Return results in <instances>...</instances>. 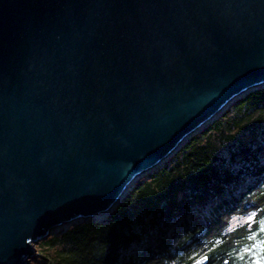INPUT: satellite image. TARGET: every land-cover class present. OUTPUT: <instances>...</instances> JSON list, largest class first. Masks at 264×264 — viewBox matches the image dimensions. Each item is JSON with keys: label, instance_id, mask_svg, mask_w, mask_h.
<instances>
[{"label": "water", "instance_id": "1", "mask_svg": "<svg viewBox=\"0 0 264 264\" xmlns=\"http://www.w3.org/2000/svg\"><path fill=\"white\" fill-rule=\"evenodd\" d=\"M262 88L264 0H0V264L110 215Z\"/></svg>", "mask_w": 264, "mask_h": 264}, {"label": "trees", "instance_id": "2", "mask_svg": "<svg viewBox=\"0 0 264 264\" xmlns=\"http://www.w3.org/2000/svg\"><path fill=\"white\" fill-rule=\"evenodd\" d=\"M165 201L167 210H160ZM252 220L228 230L232 217ZM36 264H264V88L238 99L99 222L62 229Z\"/></svg>", "mask_w": 264, "mask_h": 264}, {"label": "rangeland", "instance_id": "3", "mask_svg": "<svg viewBox=\"0 0 264 264\" xmlns=\"http://www.w3.org/2000/svg\"><path fill=\"white\" fill-rule=\"evenodd\" d=\"M252 217L253 215L252 214H249V215H244V216H235V217H232L230 222H229V226H228V230L230 229H233L234 227L236 226H239V225H242V224H245L247 222H250L252 220ZM63 228L59 229L58 231H56V233H58L59 231H61ZM55 233V234H56ZM38 246V245H37ZM36 246V248H37ZM37 250V249H36ZM198 259V258H197ZM196 260V259H195ZM194 260V261H195ZM37 262V258L35 260H32L31 261V264H36ZM193 262V261H192ZM191 262V263H192Z\"/></svg>", "mask_w": 264, "mask_h": 264}]
</instances>
